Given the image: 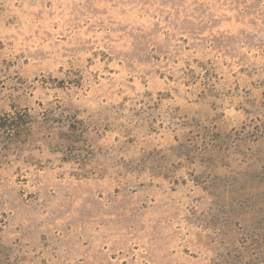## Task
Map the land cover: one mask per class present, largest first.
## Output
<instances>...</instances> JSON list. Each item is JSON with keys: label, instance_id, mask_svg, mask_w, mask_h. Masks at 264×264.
I'll list each match as a JSON object with an SVG mask.
<instances>
[{"label": "rangeland", "instance_id": "1", "mask_svg": "<svg viewBox=\"0 0 264 264\" xmlns=\"http://www.w3.org/2000/svg\"><path fill=\"white\" fill-rule=\"evenodd\" d=\"M7 113L0 264H264V0H0Z\"/></svg>", "mask_w": 264, "mask_h": 264}, {"label": "trees", "instance_id": "2", "mask_svg": "<svg viewBox=\"0 0 264 264\" xmlns=\"http://www.w3.org/2000/svg\"><path fill=\"white\" fill-rule=\"evenodd\" d=\"M29 115L21 113H7L0 116V136L7 141L9 145H16L25 141L27 137ZM26 135V136H25Z\"/></svg>", "mask_w": 264, "mask_h": 264}]
</instances>
